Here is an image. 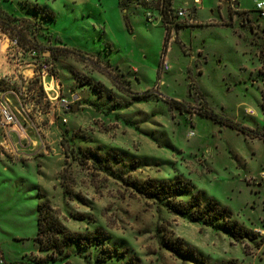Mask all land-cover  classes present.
Segmentation results:
<instances>
[{
	"label": "rangeland",
	"instance_id": "1",
	"mask_svg": "<svg viewBox=\"0 0 264 264\" xmlns=\"http://www.w3.org/2000/svg\"><path fill=\"white\" fill-rule=\"evenodd\" d=\"M257 1L174 0L189 16L163 55L165 23L158 15L148 20L136 0H0L18 25H28L22 16L37 21L26 35L53 47L55 58L48 94L39 69L20 74L14 57L1 62L7 78L0 91L20 125L0 131V264H41L65 253L67 260L47 264H264V17ZM20 56L34 62L28 52ZM117 74L116 81H131L132 94L118 88ZM207 108L245 130L201 116ZM163 182L189 187L177 202L200 195L203 207L212 200L229 218L212 227L174 214L155 190ZM45 202L68 231L90 240L71 241L63 253L41 250L38 206ZM235 221L249 236L238 241L227 232ZM98 231L105 238L93 240ZM170 239L184 243V255L169 250Z\"/></svg>",
	"mask_w": 264,
	"mask_h": 264
},
{
	"label": "trees",
	"instance_id": "2",
	"mask_svg": "<svg viewBox=\"0 0 264 264\" xmlns=\"http://www.w3.org/2000/svg\"><path fill=\"white\" fill-rule=\"evenodd\" d=\"M138 1L139 5H142L147 10V16L148 20H151L154 15H158L160 17V20L165 23L167 33L164 43V54L165 55L168 52V44L169 41L172 38V33L182 27V25L179 21L185 19L180 18L177 15V10L174 8L173 3L174 0H154V1H147V0H136ZM189 11V10H188ZM237 14H239V11H235ZM259 17L263 18L262 15L256 10ZM26 22H28V25L20 26L18 25L19 21L18 19H15L16 17L14 15H10L6 11L3 10L0 6V25L3 26L5 29L9 30L13 35L18 36L21 40L22 47L24 48L25 52H29L30 50H35L37 53V56L34 59H37L40 62L45 63H52L54 67V56H53V47H49L48 45H43L36 41L34 38L28 37L26 35V32H28V27H31L29 29H32L35 27V22L32 24L31 21L27 20H33L30 16H22ZM41 26V25H39ZM48 26V25H46ZM25 27V28H24ZM43 27V26H42ZM45 30V29H43ZM48 27L46 28V31H48ZM67 45V43H65ZM46 50L50 51L52 53V58H45L44 53ZM70 53H75L77 55H81L82 51L78 50L77 48H73L69 50ZM54 71V68H53ZM117 75H111L114 82H116L118 88H120L121 91L132 94L131 88L128 87L126 84H130V80H118L116 81ZM160 73H159V79H160ZM4 81H0V90L2 89L1 84H3ZM98 93L100 91L96 90ZM165 101L170 105L171 108H177L180 110L185 109V103L178 100H170L165 99ZM201 116H205L208 118H211L213 120H216L220 122L223 125L229 126L233 129L244 131L245 128L238 122L226 118L221 117L219 115H216L215 112L210 109H203L200 113ZM260 136V134H259ZM262 136V135H261ZM155 190H158L157 195L163 200H167L168 208L171 212H173L176 215L180 216H187L188 214L192 217L194 220H202L204 219L205 222L209 226L215 227V222L219 220H227L229 218V214L227 213L226 208L220 209L215 202L212 200H209L206 205L203 207L202 199L200 195H196V199L192 202H189L187 204H182L180 202L176 201V197L187 190H189V187H185V185H174L169 182H163L159 186L155 187ZM198 207V209L194 212L193 208ZM38 233H37V242L40 245L41 250L48 251L51 248L59 249L60 253H63L65 250V247L69 245V242L71 241H77L80 244H84V242H87L90 240V238L87 235H84L82 233H72L68 231L52 214L51 210L49 208V205L45 203H41L38 206ZM227 232L230 233L236 240H242L245 237L249 236L248 232H245L244 229L238 225V223L232 222L227 226ZM63 235V238H60V236ZM106 234L104 231H98V235H94V239H104ZM167 246L169 250H171L174 253L184 255L186 251V247L184 243L181 240H169L167 242ZM188 252V251H187ZM192 253L193 250H192ZM189 254V252H188ZM70 257L69 253H65L64 257H54V256H48L46 259H44L41 264H47L49 262H58L60 259L67 260ZM65 264H71L69 261H66Z\"/></svg>",
	"mask_w": 264,
	"mask_h": 264
},
{
	"label": "built area",
	"instance_id": "3",
	"mask_svg": "<svg viewBox=\"0 0 264 264\" xmlns=\"http://www.w3.org/2000/svg\"><path fill=\"white\" fill-rule=\"evenodd\" d=\"M149 2L154 0H147ZM197 4L200 3V0H195ZM256 10L264 17V0L257 1L256 2ZM177 15L180 18H187L189 16L188 9L186 8H180L177 10ZM25 52L24 48L22 47L21 40L18 36L13 35L9 30L5 29L3 26L0 25V68L2 65V61L4 59H10L11 57L16 59L15 66L18 68V73L21 74V71L25 69V67H31V68H37L39 69L38 78H40L43 81V85L45 88V91L49 89L47 87V78L52 77L54 79L53 74V64L52 63H45L40 62L37 59H34L37 56V53L35 50H30L29 57L34 61L33 63H25L23 60H21V54ZM163 71L170 70V65L168 61H164L162 65ZM7 76L0 71V81L6 80ZM50 84V88H51ZM59 90L60 87L58 86ZM56 91V90H55ZM48 94V91H46ZM9 99L7 98L6 93L0 91V131L2 132H11L16 131V129L19 127L20 123L18 121L17 115L12 111V108L9 103ZM68 102L66 100H62L61 106L67 109ZM10 130V131H7Z\"/></svg>",
	"mask_w": 264,
	"mask_h": 264
},
{
	"label": "water",
	"instance_id": "4",
	"mask_svg": "<svg viewBox=\"0 0 264 264\" xmlns=\"http://www.w3.org/2000/svg\"><path fill=\"white\" fill-rule=\"evenodd\" d=\"M235 7L237 8V9H239V7H240V5H239V2H235Z\"/></svg>",
	"mask_w": 264,
	"mask_h": 264
}]
</instances>
